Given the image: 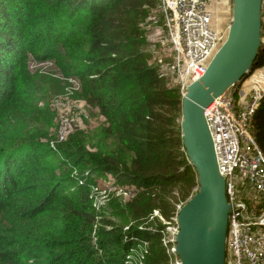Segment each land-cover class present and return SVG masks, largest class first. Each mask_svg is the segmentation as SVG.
Instances as JSON below:
<instances>
[{"label": "trees", "instance_id": "obj_1", "mask_svg": "<svg viewBox=\"0 0 264 264\" xmlns=\"http://www.w3.org/2000/svg\"><path fill=\"white\" fill-rule=\"evenodd\" d=\"M155 5L0 0V264H170L161 217H177L171 197L178 191L186 204L198 182L183 145L182 97L149 64L145 25ZM30 57L78 77V99L98 110L115 148L94 154L75 139L55 164L38 141L9 145L6 130L35 107ZM256 65H264V45ZM251 129L264 153V98ZM104 175L133 187L119 210L127 230L97 219L91 189Z\"/></svg>", "mask_w": 264, "mask_h": 264}, {"label": "built area", "instance_id": "obj_2", "mask_svg": "<svg viewBox=\"0 0 264 264\" xmlns=\"http://www.w3.org/2000/svg\"><path fill=\"white\" fill-rule=\"evenodd\" d=\"M228 1L162 0L160 15L154 12L146 20L147 42L163 34L168 43L167 57L159 55L154 67L167 81L168 89L178 91L182 99L188 88L205 76L227 39L229 29L220 28V12L223 14ZM261 12L264 41V0ZM149 64L152 66L151 60ZM249 80L246 92L234 85L205 110L230 205L226 264H264V153L251 129L252 118L264 98V65H256ZM96 191L100 194L95 197L93 192L90 197L99 221L102 216L98 210L106 192ZM159 213L156 210L154 216ZM165 235L164 245H173L168 254L171 259L176 256L175 264H181L174 252L177 234L171 241H166Z\"/></svg>", "mask_w": 264, "mask_h": 264}, {"label": "water", "instance_id": "obj_3", "mask_svg": "<svg viewBox=\"0 0 264 264\" xmlns=\"http://www.w3.org/2000/svg\"><path fill=\"white\" fill-rule=\"evenodd\" d=\"M261 2L233 0V20L225 43L205 76L193 83L182 99L183 145L197 174L198 191L176 218L179 230L174 252L181 264H226L230 205L205 110L254 70L264 45Z\"/></svg>", "mask_w": 264, "mask_h": 264}, {"label": "rangeland", "instance_id": "obj_4", "mask_svg": "<svg viewBox=\"0 0 264 264\" xmlns=\"http://www.w3.org/2000/svg\"><path fill=\"white\" fill-rule=\"evenodd\" d=\"M161 3L162 0H156V5L150 15L154 12L156 15H160L159 6ZM232 20L233 0H229L223 14L220 12V28L228 30ZM153 38L154 41L148 42L146 50L151 52L152 66H155L159 55L162 58L167 57L165 49L168 43H166L163 34H157ZM28 69L29 75L34 80L32 93L35 107H32L30 112L17 117L6 130L5 140L10 142L9 145H14L23 139L38 141L44 144L46 149L55 152V156L50 159V162L55 164L67 160V152H71V154L74 152L75 139L82 141L81 145L85 151L94 154L106 152L117 146L115 138L106 133V121L100 116L98 110L78 99V94L82 92V85L78 77L74 74L66 76L55 60L41 61L30 57ZM249 83L248 76L240 85L243 91H247ZM5 143L7 142L5 141ZM96 189L106 192V196L101 198L98 214L127 230L131 223L127 217L121 215L119 210L120 207L124 208L126 202L132 198L133 187L120 186L112 176L104 175L97 179L91 189V193L95 192V197L97 193L100 194V191H96ZM197 191L198 187H195L193 192L197 193ZM114 200L115 202H112ZM170 202L178 213L183 206L178 191L175 195L173 194ZM176 218V216L170 219L163 218V223L166 225V241L173 240L179 230ZM92 236L93 244L99 250L94 232ZM175 259L176 256L173 255L170 264H175Z\"/></svg>", "mask_w": 264, "mask_h": 264}, {"label": "crops", "instance_id": "obj_5", "mask_svg": "<svg viewBox=\"0 0 264 264\" xmlns=\"http://www.w3.org/2000/svg\"><path fill=\"white\" fill-rule=\"evenodd\" d=\"M242 87V86H241Z\"/></svg>", "mask_w": 264, "mask_h": 264}]
</instances>
